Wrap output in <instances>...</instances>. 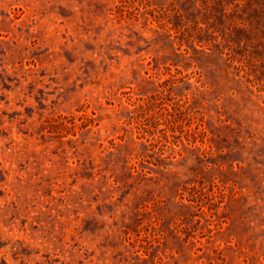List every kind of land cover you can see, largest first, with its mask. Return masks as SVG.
<instances>
[{
  "label": "rangeland",
  "instance_id": "obj_1",
  "mask_svg": "<svg viewBox=\"0 0 264 264\" xmlns=\"http://www.w3.org/2000/svg\"><path fill=\"white\" fill-rule=\"evenodd\" d=\"M0 264H264V0H0Z\"/></svg>",
  "mask_w": 264,
  "mask_h": 264
}]
</instances>
